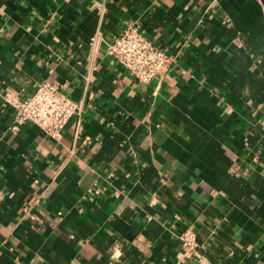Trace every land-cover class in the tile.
Wrapping results in <instances>:
<instances>
[{
	"label": "crops",
	"instance_id": "crops-1",
	"mask_svg": "<svg viewBox=\"0 0 264 264\" xmlns=\"http://www.w3.org/2000/svg\"><path fill=\"white\" fill-rule=\"evenodd\" d=\"M44 81L76 114L13 131ZM0 264H264V0H0Z\"/></svg>",
	"mask_w": 264,
	"mask_h": 264
},
{
	"label": "built area",
	"instance_id": "built-area-1",
	"mask_svg": "<svg viewBox=\"0 0 264 264\" xmlns=\"http://www.w3.org/2000/svg\"><path fill=\"white\" fill-rule=\"evenodd\" d=\"M108 52L129 70L132 76L147 83L166 72L171 58L166 50L157 47L136 27L127 26L108 46ZM15 110L11 129L18 131L30 123L47 136L56 138L77 112V104L60 88L41 82L28 99L12 104ZM185 245H192L194 235L183 237Z\"/></svg>",
	"mask_w": 264,
	"mask_h": 264
}]
</instances>
